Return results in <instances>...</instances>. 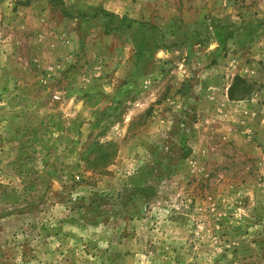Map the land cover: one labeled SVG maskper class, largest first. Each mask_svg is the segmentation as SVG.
Returning <instances> with one entry per match:
<instances>
[{"label": "rangeland", "instance_id": "374dc122", "mask_svg": "<svg viewBox=\"0 0 264 264\" xmlns=\"http://www.w3.org/2000/svg\"><path fill=\"white\" fill-rule=\"evenodd\" d=\"M0 264H264V0H0Z\"/></svg>", "mask_w": 264, "mask_h": 264}, {"label": "trees", "instance_id": "16d2710c", "mask_svg": "<svg viewBox=\"0 0 264 264\" xmlns=\"http://www.w3.org/2000/svg\"><path fill=\"white\" fill-rule=\"evenodd\" d=\"M231 96H232V92H231Z\"/></svg>", "mask_w": 264, "mask_h": 264}]
</instances>
